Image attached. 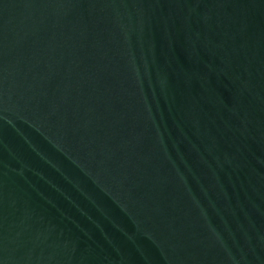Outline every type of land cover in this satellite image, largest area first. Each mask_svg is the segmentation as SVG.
Segmentation results:
<instances>
[{
    "label": "water",
    "instance_id": "1",
    "mask_svg": "<svg viewBox=\"0 0 264 264\" xmlns=\"http://www.w3.org/2000/svg\"><path fill=\"white\" fill-rule=\"evenodd\" d=\"M0 264H264V0H0Z\"/></svg>",
    "mask_w": 264,
    "mask_h": 264
}]
</instances>
